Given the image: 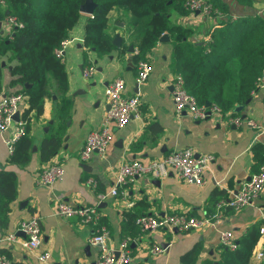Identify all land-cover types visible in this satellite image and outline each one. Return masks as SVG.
Masks as SVG:
<instances>
[{
    "label": "crops",
    "instance_id": "0c3cea01",
    "mask_svg": "<svg viewBox=\"0 0 264 264\" xmlns=\"http://www.w3.org/2000/svg\"><path fill=\"white\" fill-rule=\"evenodd\" d=\"M222 1L229 6L230 13H223L221 17L188 11L174 14V19L191 29V40L207 43L213 39V33L227 23L238 21L234 28L241 31L242 21L250 23L256 21L257 16L264 18V0H253L249 5L237 0ZM0 6V9H5L6 5ZM88 15L82 12L62 51L68 73L67 94L71 99V110L59 152L48 161H42L38 152L50 124L56 122V95L46 99L44 113L32 124L36 149L33 147L27 164L8 162L10 149L5 138L12 135L13 128L0 132V169L13 170L18 176L17 193L10 202V209L6 214H0V253H6L14 263L97 264L99 249L90 242L95 232L94 225L81 222L78 216L63 217L58 214L56 207L59 200L76 205L98 202L101 222L110 229V242L116 245L125 237L121 236L124 212L132 209L137 202H143L139 209L144 213L164 215L176 212L201 216L215 212L219 202L230 199L242 182L259 170L255 153L257 143L264 144V87H257L252 92L250 102L237 111V116L246 114L245 119H253L259 126L249 125L246 121L235 125L228 120L231 116L229 113H217L209 119H194L186 110L178 113L170 87L174 74L180 72L172 68L173 43L169 33L166 32L169 40H159L147 54L151 71L146 80L138 83L137 64L132 59L133 52H137L134 44L129 43L135 47L133 52L128 49L125 53L120 52L121 45L101 57L85 47V22ZM7 17L0 18L2 36L13 33L14 27L8 23ZM132 30L135 29L129 26L126 11L115 7L109 12L107 31L111 35L120 32L122 44L129 41ZM0 58V90L9 92L20 89L19 84L11 82L15 77L11 72L14 60L5 55ZM89 61L93 62L96 71L86 77L83 71L89 66ZM118 75L125 79V96L139 95L140 114L132 116L123 126L112 123V139L106 153L102 155L95 152L89 159L83 160L81 149L85 139L90 131L99 127L108 110L105 87ZM154 123L159 127L157 131L152 126ZM178 147H192L198 154L207 152L214 155L206 171L205 183L188 182L174 170L162 177L145 174L136 176L120 187V190L127 191L125 198L122 195H109L98 201L99 191H109L115 185L118 169L123 162L159 159ZM52 162L63 164L65 174L49 188L40 184L38 178L43 167ZM89 177L96 180V187L87 182ZM223 208L222 220L209 227L178 232H166L161 228L141 230L140 236L131 242L133 254L138 253L143 264H180V257L195 244H200L202 250L199 260H218L222 254L221 231L229 229L236 239L256 222L261 223L260 229L264 228V188L252 204L242 209L236 210L230 206ZM33 213H37L41 219L43 239L39 248L29 249L20 241L6 238L13 232L24 238L25 233L19 228V222ZM148 243L168 245L162 253L147 254L142 248ZM45 250L50 252L48 260L39 258ZM258 251H264L262 231L249 264H264V256L258 257Z\"/></svg>",
    "mask_w": 264,
    "mask_h": 264
},
{
    "label": "trees",
    "instance_id": "16d2710c",
    "mask_svg": "<svg viewBox=\"0 0 264 264\" xmlns=\"http://www.w3.org/2000/svg\"><path fill=\"white\" fill-rule=\"evenodd\" d=\"M6 1L5 9H0V18L13 15L23 25L16 28L10 36L1 37L0 56L5 55L14 60L11 72L15 77L11 82L21 86L15 91L28 96V106L23 112L25 132L15 141L8 162L25 165L30 161L34 147L32 124L44 113L46 99L56 95V122L50 124L38 148L41 160L48 161L62 147L71 110V99L67 94L68 73L63 56L57 53V49H63L70 31L82 16L80 7L86 0ZM95 1V11L88 15L85 22L84 45L88 50H94L98 56L110 54L115 48L114 35L108 33L107 26L109 12L117 7L127 12L129 26L135 29L132 30L129 41L123 42L120 52L125 53L129 43L134 44L137 52H133L132 59L137 64L140 60L147 59V54L164 33H169L173 43L172 68L183 74L186 88L197 97L199 103L206 104L210 101L222 109L223 115H238L236 107L245 105L252 97V92L257 89V79L264 69L263 17L257 16L256 21L250 23L240 21L241 31L234 28L238 21L227 23L213 33L210 42L204 43L191 40V29L174 19V14L188 13L184 0ZM209 1L223 13H230L229 6L222 0ZM237 1L246 5L253 2ZM7 11L9 14H6ZM1 62L0 58V76ZM92 64L89 61L88 65ZM152 126L154 131L159 129L155 123ZM255 157L260 167L264 162L263 143H257ZM17 181L15 171L0 169L2 215L9 211L10 202L16 196ZM142 205L143 202L139 201L132 209L124 212L121 236H140L142 231L137 219L144 214L139 209ZM260 228V222L250 225L244 234L236 238L235 249L221 244L222 254L218 260H199L202 248L200 244H195L180 257V264H249L252 251L261 235Z\"/></svg>",
    "mask_w": 264,
    "mask_h": 264
},
{
    "label": "built area",
    "instance_id": "2783aa9c",
    "mask_svg": "<svg viewBox=\"0 0 264 264\" xmlns=\"http://www.w3.org/2000/svg\"><path fill=\"white\" fill-rule=\"evenodd\" d=\"M6 0H0V5H6ZM184 7L191 13L199 12L208 16H222L223 12L215 7L209 0H184ZM8 23L14 30L23 24L13 15H8ZM3 34V33H1ZM0 34V38L2 35ZM68 40V39H67ZM65 40L64 44L67 42ZM64 47V46H63ZM63 49H57V53L62 54ZM96 71L94 64L87 66L83 74L86 77L93 75ZM151 71V64L148 59H142L137 63L138 83L146 80ZM172 94L175 103V109L178 113L186 110L191 113L194 119H205L209 115L222 114V109L215 104L207 106L199 103L197 97L190 93L185 86V78L182 73H175L171 83ZM257 86L264 87V69L257 79ZM125 79L118 75L105 87V98L109 105L106 115L100 122L97 129L88 133L85 143L81 149V158L87 160L95 152L105 154L112 139V123L123 126L132 116L140 114L139 95L125 96ZM28 106V97L21 91H3L0 90V132L13 128L12 135L5 138L10 153L14 149L15 141L25 132L26 120L23 118V112ZM19 111V119H15V113ZM228 115V114H227ZM228 120L241 125L246 121L249 125L259 126L253 119H245L241 116L231 115ZM214 158L212 153L197 154L192 147H178L159 159H151L147 162L139 159L123 162L117 173L115 185L109 191H99L98 201L106 199L109 195L127 196V191L120 190L128 181L136 176L151 174L155 177L169 175L174 170L179 177L197 184L206 182V171ZM65 174V167L61 163H48L41 170L38 182L51 188L56 181ZM87 182L93 187L97 182L93 177H89ZM264 188V162L259 170L239 186L238 190L227 201L222 200L218 203V209L212 213H205L201 216L190 215L187 213H166L164 215L144 213L137 219L141 230H156L165 228L171 231H187L199 229L218 224L224 216L225 206L239 210L252 204L260 195ZM57 212L63 217L78 216L83 223L92 224L95 232L91 236L90 242L98 247L99 255L97 264H140L132 250L131 242L134 240L131 236L123 237L118 244L110 242V229L101 222L102 214L99 203L76 205L66 200H59L57 203ZM19 228L24 231L25 237L20 238L15 232L9 233L7 239L20 241L24 247L37 249L40 247L43 239L41 219L37 213H33L29 218L20 220ZM264 233V228L261 229ZM221 243L230 249H235L237 242L229 229H224L220 234ZM166 247L154 243L151 247L153 254L162 253ZM258 257L264 256V251L257 252ZM39 258L48 260L50 252L45 250L40 253ZM0 264H15L6 253H0Z\"/></svg>",
    "mask_w": 264,
    "mask_h": 264
},
{
    "label": "water",
    "instance_id": "95a60500",
    "mask_svg": "<svg viewBox=\"0 0 264 264\" xmlns=\"http://www.w3.org/2000/svg\"><path fill=\"white\" fill-rule=\"evenodd\" d=\"M96 6H97V3H96L95 0H86L84 3L81 4L80 9H81L82 12L91 15V14H93V12L95 11ZM7 13H8V11H7ZM0 24H1V21H0ZM1 33H3V31H2ZM169 39H170V38H169V35H168L167 33H164V34L160 37V41H165V40H169ZM122 40H123V37H122L121 33H120V32H117V33L114 35V38H113V44H114V46L120 47V46L122 45ZM134 50H135L134 45H130V46L128 47V51H129V52H133ZM129 60H131V58H129ZM130 63H131V62H130ZM100 70H102V67H100ZM170 88H172V87H170ZM250 100H251V98L247 101L246 104H248V103L250 102ZM206 105H207V106H210V105H211V102H210V101H207ZM244 106H245V105H238V106L236 107V111H240V110H242V109L244 108ZM107 108H109V105H108ZM14 117H15V119H19V117H20V113H19V111H17V112L15 113ZM209 118H211L210 115H209L206 119H209ZM242 118H246V114H243V115H242ZM52 122H53V121H52ZM35 149H36V146H34V150H35ZM197 154H198V153H197ZM83 166L86 167V164L83 163ZM249 178H250V177H249ZM174 230H175L176 232H178V229H174ZM163 245H164V246H167L168 243H165V244H163Z\"/></svg>",
    "mask_w": 264,
    "mask_h": 264
},
{
    "label": "rangeland",
    "instance_id": "374dc122",
    "mask_svg": "<svg viewBox=\"0 0 264 264\" xmlns=\"http://www.w3.org/2000/svg\"><path fill=\"white\" fill-rule=\"evenodd\" d=\"M28 97V96H27ZM161 229H163L164 231H166V232H171L170 230H167V229H165V228H161ZM152 243H148L147 245H145V246H143V248H142V250H143V252H145V253H147V254H153L152 252H151V247H152ZM141 250V251H142ZM138 253H135L134 254V256H135V258H136V260L140 263V264H143V263H141V257H138V256H140V255H137Z\"/></svg>",
    "mask_w": 264,
    "mask_h": 264
}]
</instances>
